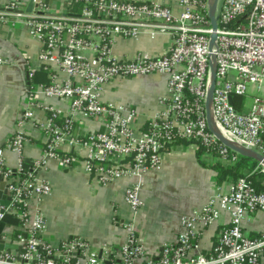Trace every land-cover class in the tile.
<instances>
[{
  "label": "built area",
  "instance_id": "built-area-1",
  "mask_svg": "<svg viewBox=\"0 0 264 264\" xmlns=\"http://www.w3.org/2000/svg\"><path fill=\"white\" fill-rule=\"evenodd\" d=\"M0 0V26L22 28L40 43L37 61L49 72V83L28 85L29 104L21 111L6 148L16 157L15 170L6 168L0 151V175L8 205L5 214L18 219L17 234L4 230L2 243L20 250L0 251V264H260L264 233L247 236L245 217L264 212V192L247 178H239L227 191L216 193L197 211L180 218L181 230L174 243L162 247L157 257L148 255L132 221H123L125 239L118 250L102 245L99 252L84 239L64 240L54 246L43 234L46 219L39 206L52 189L39 176L50 160L70 168L71 151H81L87 175L108 186L129 179L126 203L136 211L147 173L157 171L168 147L178 141L191 144L214 163L232 165L238 154L222 145L209 131L205 100L210 85L207 0ZM31 4L30 11H26ZM215 81L211 117L222 136L264 156V95L253 97L244 110L247 86L259 92L264 85V0H219L217 11ZM167 35V50L159 56L118 57V40L147 35ZM17 64L0 56V66ZM152 75L166 76L158 110L145 128L137 125L138 109L131 103L103 100L106 87L115 80ZM28 77L33 78L29 71ZM230 97L243 100L239 110ZM68 102L63 112L50 100ZM45 117H35L34 109ZM92 121L99 129L90 130ZM27 126L43 138L39 160L24 167L23 148ZM264 173V168L257 166ZM264 184V178L262 180ZM37 208L29 213V203ZM222 212L228 222L221 228L208 255L199 253L200 229L214 223ZM118 256V261L110 259ZM104 257V258H103Z\"/></svg>",
  "mask_w": 264,
  "mask_h": 264
},
{
  "label": "crops",
  "instance_id": "crops-1",
  "mask_svg": "<svg viewBox=\"0 0 264 264\" xmlns=\"http://www.w3.org/2000/svg\"><path fill=\"white\" fill-rule=\"evenodd\" d=\"M45 1L51 6L57 3L56 0ZM168 44L167 35L161 34L155 39L141 35L137 39L118 40L113 52L123 58H133L138 54L159 56L167 50ZM39 48L40 43L22 28L0 26V56L17 61V64L0 66V151L6 168L11 170H15L17 162L15 155L6 148V142L16 129L21 111L29 104L27 87L32 82L44 83L49 79V72L37 61ZM29 71L33 72L31 79ZM114 82L106 87L103 100L133 104L139 112L136 123L145 128L152 114L158 110V98L164 92L166 76L152 75ZM49 102L63 112L68 111L67 101L52 99ZM34 114L42 120L45 117L39 108L34 109ZM84 127L99 129L98 124L92 121L85 122ZM26 136L28 142L23 148V157L30 165L41 157L43 138L28 126ZM196 151L185 142L168 147L160 168L144 176L139 193L141 205L136 211L123 197L125 187L132 180H117L108 186L96 183L84 170L81 151H71L74 161L70 168H64L58 160H50L47 167L39 172L52 189L51 195L39 206L46 219L44 239L54 246L64 240L84 239L97 252L104 244L116 251L125 239L122 223L129 220L136 226L146 253L157 257L164 245L174 243L181 230V216L199 210L218 188L227 191L233 182L228 178L217 186L215 172L211 168L214 162L203 153L197 157ZM4 189L5 182L0 175V194L8 200ZM36 208V203L31 201L29 213ZM228 218L227 213L222 212L214 223L200 229L197 239L200 254L211 253ZM12 227H6V232L9 230L14 234ZM242 228L251 238L264 233V212L247 215ZM110 259L118 261V256ZM104 262L110 263L106 259ZM260 264H264V252Z\"/></svg>",
  "mask_w": 264,
  "mask_h": 264
},
{
  "label": "water",
  "instance_id": "water-1",
  "mask_svg": "<svg viewBox=\"0 0 264 264\" xmlns=\"http://www.w3.org/2000/svg\"><path fill=\"white\" fill-rule=\"evenodd\" d=\"M219 0H207V11H208V18L211 26V34L209 35V71H210V85L209 89L207 91L206 95V100H205V108H206V121H207V126L209 131L215 136V138L224 146L229 148L231 151L234 153L238 154L241 157H247L252 160H254L258 165L264 168V156L261 155L259 152L248 149L238 143L229 141L228 139L224 138L222 134L219 132V130L216 128L212 117H211V107H212V93H213V88H214V81H215V66H216V61H215V55L212 52L213 47H217L216 44V28H217V16H216V11L218 7ZM31 9V4L27 6L26 11H30ZM230 104L232 105V97L229 98ZM29 165V161L24 160V167L27 168ZM5 190V189H4ZM6 193V190H5ZM8 200L5 199V197L0 194V203L3 206L8 205ZM19 221L18 219L12 217L9 214H5L4 217L0 220V234L5 230L6 227L8 226H18ZM21 247L17 246L15 244L11 243H2L0 241V251L3 250H20Z\"/></svg>",
  "mask_w": 264,
  "mask_h": 264
},
{
  "label": "trees",
  "instance_id": "trees-1",
  "mask_svg": "<svg viewBox=\"0 0 264 264\" xmlns=\"http://www.w3.org/2000/svg\"><path fill=\"white\" fill-rule=\"evenodd\" d=\"M35 81V80H33ZM49 79L42 84H48ZM243 99L239 97H232V105L239 110V105ZM177 143H181L178 141ZM176 143V144H177ZM203 153L202 149L196 151L197 157ZM258 164L247 157H241L238 155L237 161L232 165H223L218 162H215L211 165V168L215 172L214 180L217 186H220L228 178H232L233 181L239 178H247L254 185L256 190L264 192V184L262 180L264 178V173L260 171V168H257ZM19 229L15 228L14 234H17Z\"/></svg>",
  "mask_w": 264,
  "mask_h": 264
},
{
  "label": "rangeland",
  "instance_id": "rangeland-1",
  "mask_svg": "<svg viewBox=\"0 0 264 264\" xmlns=\"http://www.w3.org/2000/svg\"><path fill=\"white\" fill-rule=\"evenodd\" d=\"M116 81L118 80H115L114 83H116ZM246 93L247 96H245L244 98V110H249L252 104L253 97L264 95V85L262 86L261 90L258 92L253 84H249L247 86ZM7 232L10 233L9 230Z\"/></svg>",
  "mask_w": 264,
  "mask_h": 264
}]
</instances>
